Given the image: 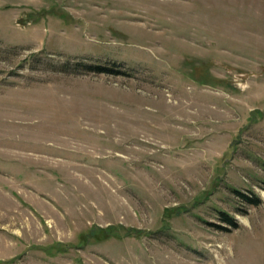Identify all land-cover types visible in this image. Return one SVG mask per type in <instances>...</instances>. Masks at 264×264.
<instances>
[{"label": "rangeland", "instance_id": "rangeland-1", "mask_svg": "<svg viewBox=\"0 0 264 264\" xmlns=\"http://www.w3.org/2000/svg\"><path fill=\"white\" fill-rule=\"evenodd\" d=\"M0 264H264V0H0Z\"/></svg>", "mask_w": 264, "mask_h": 264}, {"label": "trees", "instance_id": "trees-1", "mask_svg": "<svg viewBox=\"0 0 264 264\" xmlns=\"http://www.w3.org/2000/svg\"><path fill=\"white\" fill-rule=\"evenodd\" d=\"M90 69L93 72H97V73H112V72H114L113 69H108L106 67H99V66L90 67ZM234 192L237 193L242 198H244L247 201L248 205L259 206L261 204V200L258 197H254L253 195L248 197L247 195H244L243 193H241L240 191H237V190H234ZM221 214H222L221 220H223L224 222H226L230 226H233L234 228L237 227V224L235 223V221L232 217H230L226 213L221 212ZM102 232H103V234H105V232H108V230H102ZM87 233H85L84 239H83L84 241H86L85 244H88V241H87L88 237H86ZM92 234H95V231H92ZM85 239H87V240H85ZM52 256H54V255H52Z\"/></svg>", "mask_w": 264, "mask_h": 264}]
</instances>
